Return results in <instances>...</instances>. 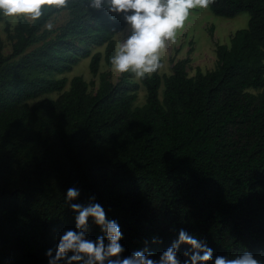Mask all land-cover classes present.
<instances>
[{"label":"trees","instance_id":"obj_1","mask_svg":"<svg viewBox=\"0 0 264 264\" xmlns=\"http://www.w3.org/2000/svg\"><path fill=\"white\" fill-rule=\"evenodd\" d=\"M209 10L249 15L228 45L215 44L213 70L189 77L184 59L139 83L101 73L94 94L82 77L61 76L86 58L96 76L98 48L111 66L122 16L70 0L17 22L0 56V264H49L47 250L55 256L75 230L72 187L81 195L70 203L94 196L118 222L123 256L147 247L158 259L184 229L214 256L252 251L264 261V0H215ZM62 11L68 20L48 30ZM140 84L146 99L135 106ZM89 225V239L105 235Z\"/></svg>","mask_w":264,"mask_h":264},{"label":"clouds","instance_id":"obj_2","mask_svg":"<svg viewBox=\"0 0 264 264\" xmlns=\"http://www.w3.org/2000/svg\"><path fill=\"white\" fill-rule=\"evenodd\" d=\"M69 3L70 0H0V14L12 21L34 22L48 10L66 9ZM214 3L215 0H87L91 9L122 16L126 28L118 33L122 39H117L110 64L115 73H129L136 80L151 78L164 70L168 45L177 43L192 11L207 10ZM45 27L52 30L54 25L48 22ZM80 195L74 187L67 190L66 203L77 213L75 230L68 229L59 237L55 256L52 249L47 250L49 264H60L61 261L65 264H264L252 251L231 258L214 256V250L205 240L197 239L184 229L179 230L178 238L158 259L153 258L154 253L147 247L123 256L126 249L120 243L123 234L118 222L107 218L104 208L95 203L94 196L87 205L70 203ZM89 218H93L104 236L96 240L87 237ZM153 243L162 241L153 239ZM182 245L190 246L183 252L186 257L183 261L180 259Z\"/></svg>","mask_w":264,"mask_h":264},{"label":"rangeland","instance_id":"obj_3","mask_svg":"<svg viewBox=\"0 0 264 264\" xmlns=\"http://www.w3.org/2000/svg\"><path fill=\"white\" fill-rule=\"evenodd\" d=\"M19 20L12 21L9 18L3 16L2 20L0 21V56L2 57H6L11 53L12 41L9 39V36L12 34L13 28ZM67 20L68 12L62 11L61 13L54 16L49 22L54 25L53 29H56L63 25ZM248 20L249 15L247 13H241L234 18L227 19L213 15L209 9L193 10L189 20L186 22L185 28L179 33L177 37V43H169L165 53L166 67L164 70L158 73L160 75H170L173 62L184 59L189 60L187 64V73L189 77H193L196 70H200L202 73L213 70L217 62L215 44L218 43L222 45H228L231 36L237 30L247 28ZM7 29L9 32H7ZM117 39H122V37H119L118 34L115 35V44ZM94 52L102 53V60L99 64V71L96 76H93L90 73V58L81 60L76 66L72 68L69 73L61 76L66 78L68 82L75 76L82 77L83 80L88 83V91L91 94H94L99 86V75L101 73H107L109 80L113 84H116L123 77V74L115 73L111 66H108L104 61V48L94 49ZM129 79L139 83V80H136L132 74ZM67 89L68 85L66 86L65 90ZM161 92L162 88H160L159 91L160 95ZM250 92L256 94L259 91L250 90ZM58 95L59 94L57 93L44 95L38 100L56 99ZM145 99L146 91L145 88L140 84L139 90L137 92V100L134 105H143L145 103Z\"/></svg>","mask_w":264,"mask_h":264}]
</instances>
